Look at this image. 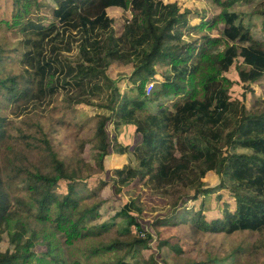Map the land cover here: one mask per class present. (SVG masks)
Wrapping results in <instances>:
<instances>
[{"label":"trees","instance_id":"trees-1","mask_svg":"<svg viewBox=\"0 0 264 264\" xmlns=\"http://www.w3.org/2000/svg\"><path fill=\"white\" fill-rule=\"evenodd\" d=\"M54 1L57 6H50V12L55 21L45 26L30 18L24 22L32 10L46 6L44 0H13L16 20L7 26L24 24L28 45L22 59L24 70L0 78V102H52L69 86L63 102L111 111L99 115L96 123L100 161L108 154L105 125L109 120L114 119L115 130L131 124L142 135L141 144L131 154V162L136 164L114 171L117 190L136 178L146 180L152 190L162 194L181 186L188 192L171 203V216L185 207L203 231L264 232V100L248 110L241 100L231 97L232 81L224 75L235 59L242 57L239 75L244 82L264 76V40L255 39L250 25L234 9L238 0H213L219 12L199 25H192L191 10L181 11L175 1ZM111 9L130 11L120 34L113 25ZM259 14L264 20V1ZM191 31L199 32L200 37L188 42L183 35ZM115 62L132 64L130 75L113 77L109 69ZM162 65L165 68L159 73L157 66ZM157 73L163 76L162 81L157 80ZM121 79L127 81L124 88ZM151 80L155 84L148 93ZM6 134L0 115V140ZM44 134L42 141L26 143V149L4 144L6 150L15 152L16 157L5 155V159L14 164L16 172L24 169L18 165L21 151H27L39 163L27 170L24 194L16 197L17 209L18 205L24 207L21 211L47 225L49 232L60 234L69 247L95 239L100 245L91 254L101 249L125 250L112 264H134L125 262V257L147 247L152 239L138 221L141 208L133 200L123 206L116 216L125 215L126 225L114 237H109L110 227L89 223L90 216L99 214L101 200H96L95 194L78 197L75 185L82 179L79 171L60 157L49 135ZM118 142L114 144L116 151L126 153L130 145ZM210 171L220 178L228 177L234 208L228 205L220 212L208 204L218 189L206 187L203 181ZM223 179L220 187H225ZM60 182L68 184L64 195L56 192ZM201 197L199 209L189 207L190 199L192 202ZM185 210L181 216H185ZM134 227L137 235L133 234ZM28 231L23 214L13 206L10 182L6 183L0 173V240L2 233L8 232L14 247V251L0 248V264L30 262L36 254L38 235L45 239L46 235L33 232L26 237ZM259 248L257 242L252 253ZM154 259L146 262L157 264ZM55 262H60L57 256ZM218 263L212 259L188 264ZM63 264L83 263L77 258Z\"/></svg>","mask_w":264,"mask_h":264},{"label":"rangeland","instance_id":"rangeland-1","mask_svg":"<svg viewBox=\"0 0 264 264\" xmlns=\"http://www.w3.org/2000/svg\"><path fill=\"white\" fill-rule=\"evenodd\" d=\"M44 1L46 6L32 10L24 22L30 18L36 23L40 22L45 26H50L55 21L50 12V6L55 7L57 4L54 0ZM174 1L178 3L181 11L191 10L189 17H191L190 23L192 25H199L202 21L211 20L220 9L213 0H164L165 3ZM263 1L238 0L233 6L243 21L250 25L255 39L259 40H264V20L259 14ZM129 12L109 10L114 18L113 25L117 34L122 32L127 15L131 16ZM15 20L13 0H0V78L18 75L25 68L22 59L27 50L28 35L22 31L24 26L22 23L7 26V23L12 24ZM208 31L215 36V32ZM197 37H200V34L196 31L183 35V38L188 42H192ZM197 45L199 47L200 42ZM242 63L243 58L237 57L231 67L224 72V75L232 81L231 97L241 100L248 110H252L259 106V101L264 100V76L254 82H244L239 75V67ZM164 68L163 65L157 66L158 72ZM131 71L132 64L123 65L122 62H115L109 69L110 74L115 78L128 77ZM159 73L156 75L157 80L162 81L164 78ZM126 82L125 79H121L122 88L126 86ZM151 82L155 84V80H151ZM68 88L70 87L67 86L64 89ZM65 90H62L57 95L56 100L52 102L48 99L37 104L31 100L22 103H8L6 100L0 102V115L4 119V126L7 131L6 138L0 140V173L6 183L10 182L13 206L19 213L23 214L29 228L26 237L36 232L46 235L47 239L38 235L34 249L36 254L28 264H63L77 258L83 264H112L125 253V250L101 249L99 252L91 254V251L100 245L95 239L85 240L86 242L78 241L77 244L69 247L60 234L49 232L47 225L40 224L28 216L25 211H21L25 210L24 207L18 205L19 210L17 209L16 197L24 194L23 179L27 175V170H33L39 163H36L35 158L30 156L27 151H21L18 165L24 169L16 172L14 164L5 159V155L14 158L15 152L8 147L6 150L4 144L17 147L18 150L26 149V143L42 141L44 133L49 135L60 157L79 171L82 179L75 185L78 197L95 194L97 195L96 200H101L102 205H100L99 214L97 217L96 215L90 216L89 223L110 227L112 231L109 237H114L119 233L118 229L122 230L126 225L125 215L116 216L117 213L121 212L123 206L133 200L141 208L142 212L137 213L138 221L144 230L152 235V239L147 247L143 246L134 252L135 254L131 252L125 257V262L150 264L146 261L154 259L152 258L154 256L157 264H188L192 261H209L212 259H217L218 264H264V232L246 230L233 233L203 231L195 224L192 217L190 218V210H185V207L179 209L177 213L173 212L171 216V203L181 195L186 194L187 188L177 186L166 194H162V192L152 190L146 184V180L136 178L129 185L122 187L120 191L117 190L118 186L116 187L114 184V179L117 176L114 171L126 164L135 163V161L131 162V154L141 144L142 135L136 132L131 124L120 125L119 129L115 130L114 119L109 120L105 125L109 142L108 154L104 160L100 161L101 149L98 147L95 138L96 123L100 120L99 115H109L111 111L86 103L69 105L62 101ZM74 115H77L76 119H73ZM116 140L119 141L120 145H130L126 153L121 154L116 151L114 147ZM238 151L247 150L238 149ZM101 163L103 167H101ZM222 179L215 171L208 172L203 179L206 187H218L208 204L220 212L228 205V207L234 208L235 204L233 195L229 190L228 177L223 179L225 187H220ZM101 183L105 184L100 189ZM56 192L60 195L66 194L68 184L60 182L56 187ZM202 199L203 197L192 202L190 199L189 207L199 209ZM184 210L186 211L185 216H181ZM133 231V234L137 235L138 231L135 227ZM257 242L261 248L254 251L253 254V247ZM0 248L2 251H14L8 232L2 233ZM56 256L60 262H55ZM225 259L228 260L224 261Z\"/></svg>","mask_w":264,"mask_h":264},{"label":"built area","instance_id":"built-area-1","mask_svg":"<svg viewBox=\"0 0 264 264\" xmlns=\"http://www.w3.org/2000/svg\"><path fill=\"white\" fill-rule=\"evenodd\" d=\"M153 84H154V83L151 82V83H149V84L147 85V88H149V89H148V93L151 92L152 87H153Z\"/></svg>","mask_w":264,"mask_h":264}]
</instances>
